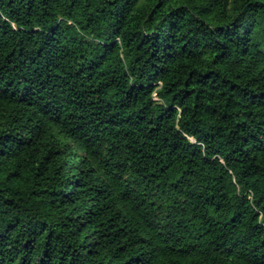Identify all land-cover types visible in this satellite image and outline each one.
I'll use <instances>...</instances> for the list:
<instances>
[{
    "label": "trees",
    "instance_id": "obj_1",
    "mask_svg": "<svg viewBox=\"0 0 264 264\" xmlns=\"http://www.w3.org/2000/svg\"><path fill=\"white\" fill-rule=\"evenodd\" d=\"M0 264H264V0H0Z\"/></svg>",
    "mask_w": 264,
    "mask_h": 264
}]
</instances>
